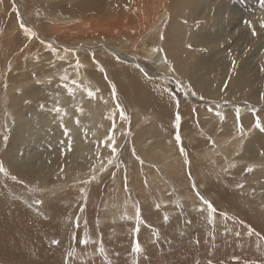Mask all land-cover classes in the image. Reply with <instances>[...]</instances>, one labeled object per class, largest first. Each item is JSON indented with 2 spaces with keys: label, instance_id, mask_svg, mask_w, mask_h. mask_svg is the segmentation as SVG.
I'll return each mask as SVG.
<instances>
[{
  "label": "bare ground",
  "instance_id": "1",
  "mask_svg": "<svg viewBox=\"0 0 264 264\" xmlns=\"http://www.w3.org/2000/svg\"><path fill=\"white\" fill-rule=\"evenodd\" d=\"M148 1L149 0H118L117 6L107 11L104 7L102 9L100 1L62 0V3L76 4L74 9H71L68 5L69 10H66L65 15H63L58 13L59 11H55V8L58 6L56 2L51 0H33V3L37 6L33 7L34 12L29 15L34 17H31L33 19L31 20V24H28L25 20L26 16L24 19H18V16L15 18L11 33L14 32L16 34L20 31L24 35L27 34L28 36L26 37L29 43L33 40L31 35L39 33L38 29V32H32V30L34 31L36 27L40 28V25H45L44 28L50 27L49 30L54 36L57 35V39L51 37L54 39L51 40L45 36H43L44 38L41 36H36L35 38H37V40L41 39L40 41L44 39L50 43H56V49L59 50L60 55H55L67 58L66 62L72 66L71 70L76 73V75H72L74 79L81 77L87 80L88 78L86 75H90L95 82L93 85L84 82L80 84L81 87L70 89L66 84L60 83L61 81L55 80L53 75L58 74L57 70L59 67L54 66L55 63L52 64V59L56 57L54 55L51 57L52 59H45L49 62L40 65V67L36 66V64L29 59L24 61L23 65L20 62L17 63L13 74L19 79V83L11 84L7 90H4V87L0 89L2 102L5 101L2 105L4 112L2 120L10 129V139L8 141L9 144L6 153H0L3 155L2 165L8 172V185H12L11 187L16 190L28 192L31 196L33 192V194L35 193L40 196V199H43L42 190H44V187H49L51 190L50 193L43 192L46 194L45 196L53 198V195L59 193L57 191L59 188L64 186V184H69V186L61 192V194L66 197V201H69V198L74 193L80 192L78 189L79 187H83L84 185L85 188L87 187V179L90 175H95V173H98L100 170L104 172L109 164L113 162L112 157L116 151L113 152L112 145L114 143V145L120 147V144H122V126L121 129L120 127L116 128L119 124L116 121V115H112L111 113L112 105H115L113 103L115 99L111 101L110 97L114 92L110 91V89L102 83L104 81L100 78L102 77V73L100 75L97 74L98 72H94V68L97 69L96 65L99 62L103 65H107L104 66L107 67V69L112 65L116 66L115 68L117 69L120 67L116 70L114 79H118L121 76L127 80V82L131 83L130 80L132 78H138V80H142L144 83L154 88H163L168 85L167 82L173 80V78L171 79V75H169L172 74L175 78L181 77L183 81L188 80L191 86L193 85L196 89L197 93L206 99L204 101H198L195 98L196 103L192 102V106L189 108L192 113H196L198 109V119L203 122V126L206 128L204 137L213 135L215 138V134L211 132H216L219 127L223 125L226 126L222 131L224 132L223 136L244 129L243 136H240V138L234 137L229 147L226 146L224 149L225 153L222 156L218 154L213 158L211 156L212 152L206 150V153L203 155L204 161H210L212 164H216L225 159V163L221 165L222 168L217 167V172H223L224 176H229L236 170L235 174H233L234 172L232 173L234 177H231V179L226 177V179L222 181H217L210 171L206 173V176H203L204 173L202 172L204 169H201V163L198 162L200 160L190 162V169L189 166L182 165L184 162L180 161L181 158L178 159L177 156L180 149H177L176 142L170 139L173 138L171 137L172 133H169V138L166 140V143L173 151L171 156H169L168 153L164 154L162 150L161 152L155 149L153 152L150 151L152 153L145 151L150 144L145 141H137L135 144L139 145L142 149L141 151H144L146 154H143L144 158L139 157L137 159L138 164H136V168L137 171L138 168H140L139 173L135 169L129 173L132 183L129 182L128 178L129 169H127L126 173H121V180H123V182L126 175V183L124 182L123 185L125 191H120L118 185L115 188L116 193L114 199H108L109 201L114 200L113 202L118 204L117 209L110 211L113 219H116V217L119 219V217H121L122 204L124 203L126 204L124 207L126 213H134L135 209L137 211L139 208L137 206H141V203L142 207L145 204L144 207L146 208V206L153 201L151 199H165L169 196L167 194H170L171 197L169 196V202L176 207L173 210H177L180 216L185 212L200 214L203 216L201 226L199 224L200 229L209 230L211 229V225L215 223L219 226V228L212 226L214 227L213 231H209V237L211 239H213V236L215 239H219L223 235L229 238L232 236L235 237L236 235L247 236L249 232L251 238H253L257 245L262 246V243L257 240L260 239V235H256L254 230L258 226L260 228V234L263 235L264 231L261 229L263 227L258 224H252L253 226L251 229L247 227V229L244 230L245 234H237L238 229L233 228L234 224H231V218L235 217L230 216L231 213L229 212L219 216L220 211L224 209L220 207H217V209L215 208L216 204L213 203V198L210 196L209 189L208 194L204 192V188L206 181L207 183L214 181L217 185L222 182L223 187L229 190H238V188H244L249 192L253 190L249 193L251 196H263L260 199H253V202L255 200L258 204V206L256 205L258 209H261L262 213H264V195L263 193H258L249 184L248 180V177H250L248 172L257 169H263L262 172H264V130H261L262 124L264 127V112L259 115L251 116L249 114V109L245 106L251 103L261 105L264 102V32H259L260 34L255 37V34L258 32L256 29L257 24L263 26L262 30L264 31V0H152L153 3L150 5L152 6L151 9L149 8ZM28 3H30V1ZM239 5H242V8L238 7ZM96 10L100 12L101 16L96 13ZM49 11L52 12L49 13ZM239 14L240 18H237ZM110 15H114V17L106 19ZM237 20V23H233ZM76 22H79V24ZM131 25H136L137 30L133 27L136 33L131 32ZM228 25L231 26L230 31H227L225 28V26ZM56 26L66 28L70 26L73 30H71L70 36H77V31H74L77 27L80 31H83L82 29L86 27L88 30L87 38L90 42L94 41L96 43L107 39L108 46L110 47H101L96 45L97 43L90 44L89 42H84V34H87L84 32L80 33L78 39L67 40L68 34L61 31V28L55 29L54 27ZM216 27H219V30L215 29ZM145 38L148 39V41H144ZM61 40L63 41L61 42ZM45 41L43 42L46 43ZM36 42L34 44H36ZM67 43L69 45H66ZM39 44L42 46V42ZM43 47L45 48V46ZM118 47L122 48V53L117 49ZM254 47H256L254 51L255 56L252 54L254 59L248 62L245 60L244 56L248 52L253 53L252 49ZM34 49H36V47ZM39 50L37 53L40 52ZM50 51L51 50H49V52ZM27 52L31 53V51ZM115 55L121 57L119 62L115 60ZM49 56H51V52ZM58 59L62 61V58ZM159 62H163L161 63L162 66L158 65L157 67L156 64ZM252 66H256V69H253ZM155 67H157V69H155ZM163 67L166 70L160 69ZM107 71H109V69ZM85 72L86 75H83ZM42 79L45 80L42 85L35 87L37 81L41 83ZM9 82H13V78L9 79ZM116 89H120L122 97H124V101L127 104L132 101L131 97L125 98V95H123L125 88L122 87L121 82L117 83V88H115V90ZM139 90L141 89L139 88ZM45 91L52 93L61 91L62 93L59 92L60 95H58V97H52V102L42 105L39 98ZM89 92H92L93 95L89 96ZM105 93H108L109 97H107L108 94ZM132 97L138 102L141 101V97L137 94H134ZM150 99L152 100V104L158 105L160 109H164L166 104H164L161 98L154 97ZM29 100H35V103L29 104ZM221 100H230L235 106L230 107L228 110H223L222 114L218 115L215 108H218L219 103L217 102ZM206 102L212 104H207ZM198 103L205 105H199ZM132 106L133 105H131V107ZM57 109L59 111H57ZM147 111L142 109L133 114V122L137 119L136 123L138 124H141L140 121L149 122L150 114L149 112L147 113ZM257 122H259L260 127L256 126ZM211 124H213V129L209 127ZM162 126H160L159 123L153 122L151 119V123L147 126H143L137 134H139L140 138L149 135L153 136L152 132H155V135L163 136L166 131L164 126ZM195 134L193 133V135ZM201 139H203V136H201ZM204 140L207 142L209 141L208 143L210 144L209 139L204 138ZM161 145H164V143ZM53 148H56L58 153H52L54 150ZM48 149L52 150L49 151ZM44 152H47L46 156L38 157V154H44ZM158 167L162 169H158ZM241 169L247 172L244 175L245 178H243L242 175L239 176ZM179 170H181L180 173ZM185 170H187L186 174H188L187 180L184 179ZM157 171L160 175L163 173V175L165 174L167 177L177 174L175 177V180H177L176 182H180V179H184L186 186H181L180 189H184L180 190L179 185H176V189L169 192L168 189H165L167 185L162 188V186L159 187L158 184H153L151 185L152 187L147 190V185L151 179L149 178L150 174L155 175ZM144 172L145 174L149 172V175H146V178L142 181L143 175L141 174H144ZM220 173L217 174L216 177L222 178V173ZM91 179H94V177L90 178L88 181ZM200 179L202 184L199 183ZM209 179H211L210 182H208ZM119 180L120 177L118 176V181ZM73 181L77 182L72 183ZM243 181H246L247 184L240 186L244 183ZM196 183H198L197 187ZM36 184L40 186V190H34ZM128 185L132 187L133 190L129 191L130 188ZM168 185L170 184L168 183ZM107 186H109V184ZM123 186L121 187L123 188ZM68 188L72 189L71 193L67 191ZM202 189L203 191H201ZM86 190L87 192L90 191H88V189ZM177 190L179 192H177ZM128 192L132 197L138 198L133 204L130 202V195H128ZM148 192H150L151 196ZM163 192L166 194H163ZM246 195L249 198V195ZM91 197H93L92 193ZM190 198H193V202L190 203L189 201V203H187ZM196 200L198 203L200 202V204H196ZM157 203L160 204L162 201H157ZM103 204L105 207L108 205L106 203ZM209 204L211 205V210L209 209ZM248 204L252 203H250L249 200L248 202L243 201L241 206H248ZM216 206H218V204ZM244 206L243 208H245ZM212 208L216 210L214 211ZM235 209L238 210V208ZM173 213L177 212L173 211ZM17 215H11L10 217L9 213V222L4 226L3 224L0 226V246L8 247L9 245H15L20 248H29L33 254H36V258L37 255H39L40 258L44 257V263L49 261L50 264H60L64 258L61 253L55 255L53 253V248L52 253L48 248V250L45 249L46 247L43 244V240L41 239L42 235L40 234V231L44 229V224H33L31 222L32 220L27 218V214V216L25 215L26 217ZM168 215H172V213L167 214V216ZM239 218L243 219L242 217ZM175 219H177V217ZM101 220L99 218L97 224H99ZM191 224L189 222V225ZM243 226L246 225L243 223ZM122 227V225L115 226V229L121 232ZM124 229L126 230V228ZM146 235L147 234L144 235L145 237L143 236L144 239H141V243L143 244L147 240ZM150 237L152 238L154 236ZM18 255L20 254L18 253Z\"/></svg>",
  "mask_w": 264,
  "mask_h": 264
},
{
  "label": "rangeland",
  "instance_id": "2",
  "mask_svg": "<svg viewBox=\"0 0 264 264\" xmlns=\"http://www.w3.org/2000/svg\"><path fill=\"white\" fill-rule=\"evenodd\" d=\"M29 1L30 3H28ZM51 1L58 3V6L55 8V11L56 12L59 11L58 13H61L63 15H65L66 10H69L68 5L71 7V9H74L76 5L75 3H70V4L62 3V0H51ZM95 1L96 2L100 1L102 4L101 6L102 9L104 7L107 9V11L110 8H113L114 6H117L118 4V0H112V1L111 0H95ZM148 3L147 4L149 5V8L151 9L152 6L150 5H152L153 1L149 0ZM34 6H37V5L33 3V0H0V89H3L4 87V90H7L11 84L19 83V79L16 78V76L13 74L14 69L17 66L18 62H20L23 65L24 61H27L29 59L31 60V62L35 63L36 66L40 67V65L46 62H49L46 60L49 58L52 59L51 57H53V55L56 57L52 59L53 61L51 60L52 64L55 63L54 66L59 67L57 70L58 74L53 75L55 80L57 79L59 82L61 81L60 83L66 84L67 87H69L70 89L72 88L76 89L77 87H81L80 84L84 82L90 83L93 85L95 80H92L93 79L92 76L86 75V72L83 73V75H86V77L88 78L87 80L81 77H78L76 79L72 77V75H76V73L75 71L71 70L72 66L68 64V62H66L67 58L62 57V56L61 57L57 56L60 52L59 50L56 49L57 48L56 43H53V42L50 43L48 41H45L44 39L40 41L41 39L37 40V38H35L36 36H41L42 38H44L43 36H45L51 40L57 39V35H55L56 36L55 37L53 33L49 30L50 27L44 28L45 25L43 26L40 25L41 29L39 27H36L34 31L32 30V32L39 31V33H35L31 35L33 39L32 41H30L31 43L28 42V39L26 37L28 36L27 34L24 35L20 31H18L16 34L14 32L11 33L12 25L14 24L13 21L15 20L17 16H18L17 17L18 19H22V18L24 19V17L26 16L25 20L28 22V24H31V20H33L31 17L33 16H29V15L34 12L33 11ZM96 7L98 8L97 5ZM238 7L242 8V5H239ZM37 9H40V8H37ZM51 12L52 11H49V13ZM96 13L100 15V12H97V10H96ZM238 16L237 18H240V14ZM113 17L114 15H110L106 19H110ZM237 22L238 20L234 21L233 23H237ZM77 24H79V22ZM133 25H131V32L136 33L135 29L137 27L136 25L135 26ZM262 27L263 26L259 24L256 25V29L258 32L255 34V37L258 36L260 33L264 32L262 30ZM43 28L45 29V31ZM54 28L55 29L61 28L60 29L61 31L66 32L68 34L67 40L78 39L80 37L79 35L81 32L87 33L88 31L86 27L82 29L83 31H80V29L77 27L78 30L77 29L74 30L75 32L77 31L76 32L77 36L75 35L70 36L69 34L73 31L70 26H68L67 28L56 26ZM225 28L227 29V31L231 30V26L229 25L225 26ZM215 29L219 30V27L218 28L216 27ZM87 36H88V33L84 34L85 38L82 37L84 39L83 41L86 43L88 42L90 44L97 43L96 45H99L101 47H104V46L110 47L108 46L107 39H105L106 42L101 41V42L95 43L94 41L90 42ZM51 37L54 39H52ZM43 41H45L46 43H44ZM62 41L63 40H61V42ZM144 41H148V39L145 38ZM35 42L36 44H34ZM41 42H42V46L41 44H39ZM66 45H69V44L67 43ZM43 46H45V48ZM35 47L36 49H34ZM117 49L122 53V50H121L122 48L118 47ZM255 49L256 47L252 49L253 53L248 52L247 54H245L244 57L246 61L249 62L254 59ZM38 50L40 52L37 53ZM49 50H51L50 51L51 56H49L50 54ZM55 50L58 52H56ZM27 51H31V53ZM252 54H254V56ZM58 58H62V61L61 59H58ZM120 58H121L120 56L115 55L116 61L118 60L119 62ZM58 63H61V64H58ZM161 63L160 62L157 63L156 64L157 67L158 65H161ZM102 65L103 64L99 62L96 65L97 69L94 68L95 69L94 72H98L97 74H100V75L102 73V77L100 76L99 77L102 78V81L103 80L104 81L103 82L101 81V82L105 86H107L110 89V91L114 92V93L112 92L113 95L110 97L111 101L115 99L113 101L115 105H112L113 107L111 109V113L112 115H116V121L119 124V126H117L116 128L120 127L121 129V126H122V129H121V132H122V142L121 143L122 144H120V147H117L113 143L112 147L116 151V153L112 157L113 162H111V164H109L110 163L109 162L108 163L109 166L107 164L108 168L106 167L107 169H105L104 172L100 170L98 173H95V175L94 174L90 175L87 179V182H88L87 187L85 188V185L83 187H79L78 189L80 192L74 193L69 198V201H66V197L63 194H61V192H63L62 190L66 189V187L69 186V184H64V186L59 188L57 190L59 193L53 195L52 196L53 198L45 196L46 194H44L43 192L50 193L51 190L49 187H44V190H42L43 199H40V196H38L35 193L33 194V192L31 196V194L30 193L28 194V192H24L22 190L20 191L16 190L15 188L11 187L12 185L11 186L8 185V182H9V178L7 174L8 172L2 165L3 163L2 154L6 153V150L9 144L8 141L10 139V129L8 125L7 124L5 125L2 120L3 115H4L2 105L3 103H5V101L2 102V98L0 97V116H1L0 117V120H1L0 121V150H1L0 153H2L0 154V166L2 165L3 169L5 170L3 172H0V226H2V224L4 226L5 224L9 222L8 220L9 213H10V217L11 215L13 216L17 214H18L17 216H24V217L28 215L27 218L29 220L31 219L32 220L31 222L33 224L35 223L39 225L44 224L43 225L44 229L42 230L43 232L40 231V234L42 235L41 239L43 240V244L46 247L45 248L46 250L49 249L52 253V248H53V253L55 255L61 253V255L64 257L63 258L64 262L62 261L60 264H227V263L228 264H264V248H263L264 247V234L263 235L260 234V228L258 226L255 228L254 233H256V235L257 234L260 235V239H257V240H259V242L262 243L263 247L261 245H257V243L253 240V238H251V234L249 232H248L249 234L247 233V236L246 235H240V236L236 235L235 237L232 236L231 238L221 233L223 235L221 238L215 239V237L213 236L212 237L213 239H211L209 237V231H213L214 227L219 228V226L215 223L214 225H211V229L209 230L200 229V226L202 223V217H203L200 214L198 213L190 214V213L185 212V213H182L180 216L177 210H173L176 207L170 204L169 202V198L171 197L170 194H167L170 197L167 196L165 199H160V200L156 199L157 201H162L163 204L162 203L159 204L157 203L155 199H151L153 200L151 202L153 205L150 203L145 208L144 207L145 204L142 207V203H141V206L138 205L137 207L139 208L137 209V211L135 209L134 213H126L124 209L126 204L124 203L122 204L121 217H119V219L118 217H116L117 220L115 218L113 219V216L111 215L110 211L117 209L118 204L114 203L113 202L114 200L109 201L108 199H114V195L116 193L115 188L118 185L120 186V187L118 186V188H120V191L121 190L125 191L123 185H124V182L126 183V180H125L126 175H125L124 182H123V180H121L122 179L121 173L124 174L126 173L127 169H129L128 178H129V182L132 183L129 173H131L132 170L134 169L137 171V168H136V164H138L137 159L139 157L144 158L143 154H146L144 151H141L142 149L140 148L139 145L135 144L137 141H141V142L145 141L146 143L150 144L148 145V148H146L147 150L145 151L153 152L155 149L159 151L162 150L164 154L168 153L169 156H171V153L173 151L171 150L170 146H168V144L166 143V140L167 138H169V133L170 134L172 133L171 137L173 138H170V139H173V141L176 142L177 149H180L179 152L177 153V156H178V159L181 158L180 161L184 162V164L182 165L189 166V169H190L191 168L190 162L192 161L196 162V160L197 161L200 160L198 162L201 163V166H200L201 169H204V171L202 172L204 173L203 176H206V173L210 171L213 177L217 181H220V180L222 181L226 179V177H229L230 179L231 177H234L232 173L234 172L233 174H235L236 170H234L229 176H226V175L224 176L223 172H221L222 174L219 171L217 172V167L222 168L221 165H223L222 163H225V159L216 164L213 163L214 164L213 165L210 161L209 162L207 160L204 161L203 155L206 153V151H211L212 152L211 156L213 158H215L214 156L218 154L222 156L225 153L224 149L226 148V146L229 147V144L233 141L232 139H234V137L240 138V136H243L244 129L234 131L233 133H229L228 135L223 136L224 132L222 131L225 129L224 127H226L225 125H223V126H220L216 132H213V131L211 132L215 134V138L213 137V135H210V137H204L206 134L205 133L206 128L203 126V122L198 119L199 118L198 117L199 112H197L198 109L196 113H192L189 108L192 106V102L196 103L195 102L196 100L204 101L206 99L197 93L196 89L193 87V85L191 86L188 80L183 81L181 77L175 78L174 75L169 74L171 75V79L173 78V80L168 81L167 82L168 85H166L163 88H159V87L154 88L153 86L144 83L142 80H138V78L136 79L132 78L130 80L131 83L127 82V80H125L121 76H120L121 78L119 77L118 79H114L116 75V70H118L120 67L117 69L115 68L116 66L114 65L109 66L108 67L110 71L109 72L107 71L108 70L107 67H104L107 65H103V66ZM157 67H155V69H157ZM252 68L256 69V66H252ZM160 69H165V68L163 67ZM169 72H172V71H169ZM11 78H13V82H9V79ZM51 78H48V79H51ZM44 81L45 80L43 79L41 80V83L37 81V83L35 84V87L41 86ZM120 82L122 84V87L125 88L124 94H123L125 95V98H130V97L132 98V101H130L129 104H127L124 101V97H122V92L120 91V89L115 90V88H117V83H120ZM139 88L141 90H139ZM140 91L142 94L140 93ZM59 92L62 93L61 91H55L53 93L49 91L43 92L41 94L42 96H40L39 98L42 102V105L52 102L53 100L52 97L54 98L58 97V95H60ZM105 94H108V93H105ZM134 94L135 95L137 94L141 97L140 102L136 101L132 97ZM107 97H109V94L107 95ZM154 97L161 98L164 104H166L164 109H160L158 105L152 104V100L150 98H154ZM33 103H35V100H29V104H33ZM206 103L212 104L209 102H206ZM217 103H219V105L217 104L218 108H215V109L218 115L219 114L221 115L223 110H228L230 109V107L235 106V104L231 102L230 100H221L220 102H217ZM198 104L205 105V104H200V103ZM251 104L245 105L247 106L246 108L249 109L250 113L249 112L248 113L251 116L259 115L262 112H264V102L261 105L259 104L251 105ZM131 105H133L134 107L133 106L131 107ZM136 107H137V110H136ZM142 109H145L146 111L148 110L147 113L149 112L150 114L149 122L140 121L141 124H138L136 123L138 119L135 122H133L134 120L132 118V115L135 114L136 112H139V110H142ZM122 112H123V118L121 116ZM177 116H179L178 121H177ZM151 119L153 122L159 123L160 126L162 125L164 126L165 131H166L165 135L163 136L155 135V132H152L153 136L149 135V136H145L146 138L145 137L140 138L139 134L137 133H139V130L143 128V126H147L148 124H150ZM209 127L213 129V124H211ZM262 128H264L263 124H262ZM193 133L194 134L196 133V134L193 135ZM201 136H203V139H201ZM177 137H179V139H177ZM204 138L209 139L210 144L208 143L209 141L208 142L205 141ZM151 142H154V143H151ZM162 143H164V145H161ZM53 152L58 153V150L55 148L52 151V153ZM46 155H47V152H44V154L43 153L38 154V157H43ZM139 169L140 168H138V171H137L138 173H139ZM158 169H162V168L158 167ZM244 171H242L241 169L239 176L242 175V177L245 178L244 175L247 172L246 171L244 172ZM262 171L263 169H257V170L248 172V174L250 175V177H248V180H249V184L258 193L260 192V193H263L264 195V178H263L264 172ZM180 172L181 170H179V173ZM186 173H187V170H185V174H184V179L187 180L188 174ZM219 173L222 175V178L216 177V175ZM141 175H143V178H142V181H143V179L146 178V175H149V172L147 174H145L144 172V174H141ZM141 175H140V178H141ZM164 175L163 173L160 175L158 171L155 175L150 174L149 178L151 179L149 181V184L147 185V190L150 189L152 187L151 185L153 184H158L159 187L162 186V188L166 187L167 185L165 189H168L169 192L176 189V185H179V189L181 186L183 187L184 185L186 186V183H184V179L183 180L180 179L179 180L180 182H176L177 180H175V177L177 174L175 176L169 175L168 177L166 175L164 177ZM118 176L120 177L119 181H118ZM92 177H94V179H91L90 181H88ZM210 180L211 179H209L208 182H210ZM167 181L170 185H168ZM74 182H77V181H73L72 183ZM201 182L202 181L200 179L199 183L202 184ZM243 182L244 183H242L240 186L247 184L246 181H243ZM159 183L160 184L162 183V184L160 185ZM210 183H207L206 181L204 192L208 193V189H209V192L211 194L210 196H212L213 198L212 199L213 203H215L216 205L218 204V206L215 205V208L217 209V207H220L224 209L220 211L219 216L224 215L229 212L231 213L230 216H234L236 218V220L235 218H231V224L232 225L234 224L233 228L238 229L237 234L239 233L245 234L244 230H246L247 227L251 229L252 226L256 224L261 225L263 227L261 229L264 231V213H262L261 209H258L257 207L258 204L255 202V200L253 202V199L255 198L260 199L263 196H260V195L251 196V194L249 193H251L253 190H250L249 192L245 190L244 188H242L243 190L240 188H238V190H235V189L229 190L223 187L222 182L219 183L218 185L214 181H211ZM108 184L109 186H107ZM197 184L198 183H196V187L198 186ZM121 186H123V188ZM128 187L130 188L129 191L133 190V188L130 187L129 185ZM86 189L90 191L87 192ZM181 189L183 190L184 188H181ZM34 190H40V186L36 184L34 186ZM71 190H72L71 188L67 189V191H69L70 193L72 192ZM201 191H203V189ZM177 192L179 191L177 190ZM91 193L93 194V197H91ZM148 193L150 194V192ZM164 193L165 192H163V194ZM246 194L249 195V198L251 200L247 197ZM128 195H130V202L132 204L137 201L138 198L132 197V195L129 192H128ZM248 200L252 204H248V206H244V205L241 206L243 201L248 202ZM189 201L190 203H192L193 198H190V200H188L187 203H189ZM103 203L108 204L107 207H105ZM187 203L185 204L188 205ZM196 204H200V202L198 203L197 201ZM243 206L245 208H243ZM235 208H238V210H236ZM157 209H159L160 211ZM212 209L214 211L216 210L214 208ZM173 211L177 213H173ZM166 213L167 214L172 213V215L167 216ZM159 217L161 220L159 219ZM176 217L177 219H175ZM239 217H242L243 219ZM99 218L100 220L101 219L102 220L100 221L99 224H97ZM189 222L190 224L192 222L191 224L192 226L189 225ZM243 223L246 226H243ZM119 225L123 226L121 232L115 229V226H119ZM124 228H126V230ZM145 234H147L146 235L147 240L143 244L141 243V239H144ZM150 236H154V237L151 238ZM81 241H86V243H81ZM49 244L51 247L49 246ZM136 244L139 245V248H140L139 252L134 251V246H136ZM15 252L17 255L18 253L20 255L17 256ZM30 253L32 256L30 255ZM35 255L36 254H33L31 249L29 248H20L19 246H15V245H9L8 247L0 246V264H50L49 261H46L47 263L43 262L45 260L44 257L40 258V256L37 255V258H36ZM38 256L40 259L38 258ZM39 261H41L42 263Z\"/></svg>",
  "mask_w": 264,
  "mask_h": 264
},
{
  "label": "snow or ice",
  "instance_id": "3",
  "mask_svg": "<svg viewBox=\"0 0 264 264\" xmlns=\"http://www.w3.org/2000/svg\"><path fill=\"white\" fill-rule=\"evenodd\" d=\"M88 94H89V96H92V95H93L92 92H89ZM57 111H59V110L57 109ZM121 116H122V118H123V112L121 113ZM178 120H179V116H177V121H178ZM256 126H257V127H260L259 122H257V125H256ZM261 130H264V128H262ZM177 139H179V137H177ZM114 151H115V149H113V152H114ZM3 171H4L3 167L0 166V172H3ZM209 209L211 210V205H210V204H209ZM54 243H55V241H54ZM81 243H86V241H81ZM134 251H137V252L140 251V248H139L138 245L134 246Z\"/></svg>",
  "mask_w": 264,
  "mask_h": 264
}]
</instances>
